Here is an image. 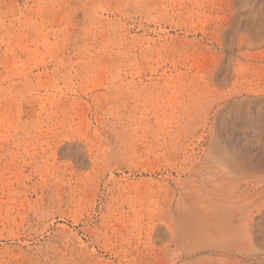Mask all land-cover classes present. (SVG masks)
Returning a JSON list of instances; mask_svg holds the SVG:
<instances>
[{
  "label": "rangeland",
  "instance_id": "rangeland-1",
  "mask_svg": "<svg viewBox=\"0 0 264 264\" xmlns=\"http://www.w3.org/2000/svg\"><path fill=\"white\" fill-rule=\"evenodd\" d=\"M187 232L264 264V0H0V264H197Z\"/></svg>",
  "mask_w": 264,
  "mask_h": 264
},
{
  "label": "bare ground",
  "instance_id": "bare-ground-1",
  "mask_svg": "<svg viewBox=\"0 0 264 264\" xmlns=\"http://www.w3.org/2000/svg\"><path fill=\"white\" fill-rule=\"evenodd\" d=\"M219 205H221L220 202H218ZM209 208V207H208ZM183 211H186L187 216L185 217L184 215H181L183 222L187 226V229H191L192 226H200L202 225V229L200 228L198 234H196L197 238H201L203 236L201 235H207V234H212L215 235L217 233H230L232 232V229L234 227V222L233 220L226 218L224 221L218 222L215 219H212L210 217L211 215V210L210 208L205 212L204 210H197L195 207H186ZM223 212V213H222ZM228 211L226 209H221L217 211V214L221 213H227ZM181 213V212H180ZM189 216V217H188ZM192 216V217H190ZM215 217V216H214ZM184 235L183 238H181V241L190 245V250L186 251L183 254V258H194L197 259L196 257L200 256L201 257L196 260L197 264H200L204 260H209L212 259L214 256H220L223 254H227V257H234L238 258L240 255L233 251L234 245L229 242H220L216 243L214 245L211 244H200L198 245L197 243H193L192 237L190 233H183ZM177 238V237H176ZM202 255H205L202 257Z\"/></svg>",
  "mask_w": 264,
  "mask_h": 264
}]
</instances>
